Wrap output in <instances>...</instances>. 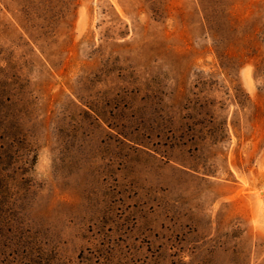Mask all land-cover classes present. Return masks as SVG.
I'll return each instance as SVG.
<instances>
[{
  "label": "rangeland",
  "instance_id": "rangeland-1",
  "mask_svg": "<svg viewBox=\"0 0 264 264\" xmlns=\"http://www.w3.org/2000/svg\"><path fill=\"white\" fill-rule=\"evenodd\" d=\"M0 264H264V0H0Z\"/></svg>",
  "mask_w": 264,
  "mask_h": 264
},
{
  "label": "trees",
  "instance_id": "trees-1",
  "mask_svg": "<svg viewBox=\"0 0 264 264\" xmlns=\"http://www.w3.org/2000/svg\"><path fill=\"white\" fill-rule=\"evenodd\" d=\"M208 19H209V17H208ZM208 19L206 18V21L209 23L210 22V24H211V21H208Z\"/></svg>",
  "mask_w": 264,
  "mask_h": 264
}]
</instances>
